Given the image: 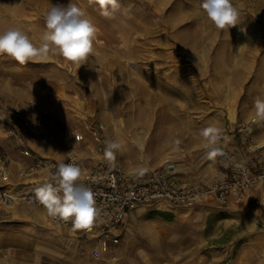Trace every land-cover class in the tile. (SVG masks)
<instances>
[{
    "label": "rangeland",
    "instance_id": "1",
    "mask_svg": "<svg viewBox=\"0 0 264 264\" xmlns=\"http://www.w3.org/2000/svg\"><path fill=\"white\" fill-rule=\"evenodd\" d=\"M69 2L97 27L93 54L79 66L59 55L25 65L0 56L4 100L35 101L89 139L101 125L123 141L117 155L125 167L169 163L186 183L205 184L213 174L203 129L251 121L264 133L253 109L264 90V0H232L241 23L229 32L208 21L202 0H118L112 17L94 0H0V32L19 27L39 46L50 6ZM38 213L0 208V264H104L90 257L91 240L49 226L41 214L38 222L31 216ZM119 236L113 264H264V214L242 204L137 205Z\"/></svg>",
    "mask_w": 264,
    "mask_h": 264
},
{
    "label": "built area",
    "instance_id": "2",
    "mask_svg": "<svg viewBox=\"0 0 264 264\" xmlns=\"http://www.w3.org/2000/svg\"><path fill=\"white\" fill-rule=\"evenodd\" d=\"M0 125L21 155L33 157L30 162L15 163L19 178H29V182L38 187L50 181L61 163H74L81 168L78 183L91 188L100 210L92 229L83 230V233L93 238L90 257L104 264H113L116 260L111 250L118 244V229L128 210L137 205L189 207L213 201L227 208L245 202L257 204L254 193L264 190V144L255 145L254 123L251 121H239L229 130L220 129L221 139L217 146L224 155L213 159V174L205 184L178 180L169 163L146 170L141 175L140 170L125 167L117 152L115 161L109 162L104 157L105 140L116 138L112 133L101 132V125L91 133L93 144L86 142V149H82L80 145L85 140L82 132L64 127L48 108L32 100L19 104L0 96ZM26 134L42 143L55 142L62 150V159L34 156ZM204 143L202 149L206 154ZM235 144L254 154L251 163ZM252 145L255 146L251 149ZM11 162L8 154H0V208L24 206L40 212L48 224L69 228L71 220L65 222L48 216L43 205L35 200L34 191L17 188L11 183ZM3 251L0 248V256H6Z\"/></svg>",
    "mask_w": 264,
    "mask_h": 264
},
{
    "label": "clouds",
    "instance_id": "3",
    "mask_svg": "<svg viewBox=\"0 0 264 264\" xmlns=\"http://www.w3.org/2000/svg\"><path fill=\"white\" fill-rule=\"evenodd\" d=\"M92 2V0H90ZM99 5L100 14L112 17L120 9L118 0H94ZM200 8L208 21L217 30L228 31L241 23L240 13L232 0H202ZM240 31H245L241 28ZM97 27L87 12L75 3L52 4L45 14V30L39 46L19 27H10L0 32V56H6L20 65L38 62L50 55H59L75 65H82L94 52ZM241 45L237 53L241 51ZM253 109L258 120H264V90L253 100ZM203 145L209 160L224 155L217 146L221 130L208 126L201 131ZM78 139V137H77ZM180 140L175 144L179 146ZM124 149L122 140H105L104 157L113 162L116 152ZM146 169H141L142 175ZM81 168L74 163L58 166V171L34 190L35 200L43 205L49 217L62 221L71 220L73 232L90 231L100 216L94 194L90 187L80 181Z\"/></svg>",
    "mask_w": 264,
    "mask_h": 264
},
{
    "label": "crops",
    "instance_id": "4",
    "mask_svg": "<svg viewBox=\"0 0 264 264\" xmlns=\"http://www.w3.org/2000/svg\"><path fill=\"white\" fill-rule=\"evenodd\" d=\"M12 100L14 103H19V104H22L25 101V99L23 100L19 98H16L15 100L12 99ZM253 139H254L255 145L264 144V133L259 132L256 125L254 126ZM26 140L28 144L33 148L34 156L44 155V156H48L50 158H54L59 161L62 159V150L55 142L42 143V142H39L37 139L33 138L32 136H30L29 134H26ZM86 142H88L89 145L93 144L92 138L89 139L85 136V140L80 145L82 149H86V145H87ZM255 145H252L251 149ZM235 147H237L238 150H241L244 157L249 159L250 163L253 161L252 159H253L254 154L246 152V150L243 149L240 145L235 144ZM0 154H8L10 158L12 159V162L9 164V168L11 170V177H10L11 183L13 185H17V188H23L24 190L34 191L36 186L29 182L31 179L29 178L21 179L15 173V168H16L15 163H27V162L32 161L33 157L21 155L18 151L17 146L13 143L12 139L9 138L4 132V129L2 128V126H0ZM254 195L258 199V203L251 204L250 202L249 203L245 202L242 204V207L250 208L252 212L256 213L257 216L260 217L261 214H264V190L256 191ZM48 225L53 228L63 229L64 232H67V233H75L77 235L84 236L85 238L91 240L93 244V238L88 234H84L83 230H77L73 232L71 230L72 224L69 228H60L57 226H53L51 224H48ZM119 235H120V227L118 229V243L120 239Z\"/></svg>",
    "mask_w": 264,
    "mask_h": 264
},
{
    "label": "bare ground",
    "instance_id": "5",
    "mask_svg": "<svg viewBox=\"0 0 264 264\" xmlns=\"http://www.w3.org/2000/svg\"><path fill=\"white\" fill-rule=\"evenodd\" d=\"M166 206V205H165ZM33 218H36V220L38 221V222H43V220H42V218L40 217V215L39 214H33V215H31ZM252 225L254 226V227H256L257 226V224L256 223H252ZM251 227V226H250ZM4 242L5 241H0V244H4ZM2 264H14L13 262H10V261H3L2 262Z\"/></svg>",
    "mask_w": 264,
    "mask_h": 264
}]
</instances>
